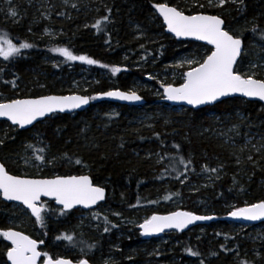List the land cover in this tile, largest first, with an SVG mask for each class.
<instances>
[{"label":"trees","instance_id":"trees-1","mask_svg":"<svg viewBox=\"0 0 264 264\" xmlns=\"http://www.w3.org/2000/svg\"><path fill=\"white\" fill-rule=\"evenodd\" d=\"M154 3H166L188 15L203 13L221 17L225 21L224 27L242 38L244 48L235 67L240 73L249 72L251 64L259 65L264 57V0H243L242 4L229 2L216 8L203 2L205 6L199 8L196 5L191 10L181 5L182 0H104L97 4V12L89 13L93 20L90 26L80 24L81 14H77L76 19L58 21L63 33L53 44L57 48H67L76 56L94 59L96 64L80 60L72 62L61 55V63L45 69L41 59L47 55L48 48L45 47L52 41L38 35L34 26L30 27L32 33L24 32V20L0 22L17 46L19 43L32 45L21 49L11 61L0 64V102L70 94L67 83L81 66L95 73L98 81L86 90L75 89L73 94L95 97L109 90L128 92L134 80H143L152 72L161 75L162 71L170 70L182 54L193 53L201 59L210 48L195 42H178L165 34L161 20L154 12ZM11 8L18 13L23 4L12 1ZM104 17L108 19L105 21ZM98 20L101 21L100 30L92 27ZM133 25L147 30L146 35L153 41H149L152 44L147 49L154 57L161 58L153 62V67L129 69L132 64L125 58L136 54L138 43ZM60 42L64 43L62 47ZM160 66L165 68L160 69ZM114 67L120 71L113 73ZM254 71L257 78H264L260 68ZM33 72L36 75H32ZM41 73L45 76H40ZM98 73H106L109 80L98 78ZM40 83H43L42 89L28 92L31 84ZM167 83L172 84V81ZM179 84L174 82L172 85ZM137 94L145 100L142 107L97 103L90 99L91 105L84 112L54 114L24 131L1 121L0 161L10 174L29 178L89 175L95 185L105 189L106 199L95 212L74 210L63 215L52 202H43V227L17 211V206L0 199V230L12 227L11 217L23 215L20 226L14 229L37 242L43 240L39 251L53 259L65 258L73 262L87 259L90 264L111 260L109 264H127L122 257L129 254L132 247L138 244L147 247L148 244L139 240L137 229L123 227L119 220L131 218L135 209L151 205L154 214L181 210L197 215L210 214L217 219L210 225L195 227L185 233L165 234L177 243L174 253L179 258L178 264H200L201 261L204 264H260L259 261L251 262L247 252L252 246L262 250V245L253 242L252 237L249 239L246 232L240 236L227 235L233 224L221 221V218L231 208L235 210L264 200V156L243 162L241 150L248 131L264 129V106L231 98L195 111L189 108H182L180 113L171 111V119L166 120L159 114H166L165 104L159 97H153L147 90H139ZM110 108L116 109L110 113ZM142 111L153 115L151 128L133 123L135 115ZM79 120L84 121L83 132L75 125ZM29 144L31 147H26ZM26 152L33 155L31 166L25 165V159H29L25 157ZM65 153L72 157L71 163L64 158ZM35 155H44L47 160L55 158V164H40L35 161ZM76 158L84 163L76 165ZM181 158L184 163L180 162ZM38 164L40 168H37ZM205 166L209 170H205ZM213 168L215 172L210 171ZM245 171L249 174L243 178ZM182 176L189 177L186 184L181 183L179 177ZM173 200L182 205L174 207ZM93 213L98 215L94 217ZM259 225L264 227V223ZM105 227L108 232L104 231ZM61 234L72 235L73 242L57 240ZM154 240L150 239L151 243ZM8 247L0 237V264H7ZM187 248L199 255H189ZM41 259L45 258L42 256Z\"/></svg>","mask_w":264,"mask_h":264},{"label":"snow or ice","instance_id":"snow-or-ice-1","mask_svg":"<svg viewBox=\"0 0 264 264\" xmlns=\"http://www.w3.org/2000/svg\"><path fill=\"white\" fill-rule=\"evenodd\" d=\"M67 2V0H65ZM209 6L222 7L226 3H243V0H208ZM153 8L163 17L167 30L176 37H192L199 41H205L211 48L200 60H188L189 70L182 74L183 82L179 86L172 84H162L164 89L163 98L168 101L185 102L188 105L198 106L217 102L222 97L232 94H240L247 98H256L264 101V78H257L254 71L257 68H264V64H251L249 72L240 73L234 67L237 65L238 57L243 52L242 38L229 30L224 25L225 21L217 15H185L183 10L169 6L166 3H154ZM203 7V5H199ZM75 7V5H73ZM8 15L15 18L18 13L10 7ZM105 21L108 17L103 18ZM93 28L101 29V21L98 20L92 25ZM255 31V29H253ZM29 43H19L17 46L8 35H0V57L5 61L10 57L20 53L21 49L31 48ZM58 52L69 61L80 60L87 64H96L97 61L87 56H76L67 48H56ZM120 71L113 68L112 72ZM151 78V77H150ZM106 97H115L120 100L139 101L141 96L136 92L125 93L121 91H108L100 94ZM97 97H87L80 95L69 96H41L36 99H12L8 102H0V117H6L12 125L24 129L32 125L39 118L48 114L64 112L80 108L89 103L90 99ZM0 143H3L0 141ZM30 148L31 145H26ZM174 147H179L174 145ZM259 151V149H257ZM69 163L72 157L63 154ZM35 161L40 164H55V158L47 160L44 155H35ZM252 159L251 156L248 157ZM25 165L31 166V158L25 159ZM184 163L183 158L180 160ZM76 165L83 164V160L76 158ZM40 168V165H36ZM205 170L207 166H205ZM215 172L216 169H210ZM0 196L7 201H18L30 210L35 217L37 224L45 226L44 205L40 204L41 197H50L62 206L61 214L73 210L77 205L85 209L96 205L98 201L105 199V189L95 185L89 175H54L51 178H29L27 175L10 174L5 164L0 163ZM97 213H93L95 217ZM231 217L243 218L249 221H257L264 218V200L246 205L243 208H236L229 213ZM211 216H199L192 212L176 211L167 216L153 215L139 225L143 234L149 235L163 232L166 228L182 230L189 224L198 220H211ZM107 223V218H105ZM115 227V225H113ZM108 232L107 227L104 228ZM0 237L10 242V246L5 253L10 264H37L40 257H44V264H73V261L65 258L49 257L47 253L38 251V242L28 235L15 231L11 228L0 230ZM57 240L73 242V236L61 234ZM44 241H39L43 244ZM91 247V246H89ZM186 251L191 256H198L199 253L187 248ZM75 264H90L87 259H80ZM200 264H204L203 261Z\"/></svg>","mask_w":264,"mask_h":264},{"label":"rangeland","instance_id":"rangeland-1","mask_svg":"<svg viewBox=\"0 0 264 264\" xmlns=\"http://www.w3.org/2000/svg\"><path fill=\"white\" fill-rule=\"evenodd\" d=\"M12 1H15V3L23 4V8H20L18 10V15L13 18L10 15H8L9 9L11 7ZM104 0H0V22H4L3 20H13V23H17L19 20H24L26 23V27L24 28V32L26 33H32V30H30L31 26H34V28H37L36 33L38 35L45 36L47 38L48 42H51V44L46 45L45 48H48L47 55L42 57L41 62L42 66L46 69V67L54 66L58 63L62 62V59L60 58V54L58 52L53 51V49H56L57 47H54L53 44L54 40L59 35H62V30L57 25V22L62 21H69L71 18L76 19L77 14H81V20L80 24L82 26H90L93 22L91 17H89V13L93 14L94 12H97L99 10L98 3H103ZM203 2L209 6L208 0H182V4L185 8H188V10H191L196 5H203ZM216 0H213V5H215ZM236 4H239L237 2ZM75 5V7H73ZM216 8L217 6H209ZM199 8H202L199 6ZM4 26V25H3ZM58 26V27H57ZM134 28V36L135 40H138V43H136L135 46V52L136 54L131 57H126L125 59H128L132 66L129 67V69H139L143 68L144 66L153 67L155 61H160L161 58L159 56L154 57L150 50L147 49L150 43L149 41H152V39L146 35L145 29L133 25ZM0 35H8L9 38L10 34L7 33L6 30L2 26H0ZM141 40V41H140ZM153 42V41H152ZM61 43V47L63 46V42ZM56 46V45H55ZM21 51V50H20ZM16 55L9 58L7 61H11ZM188 60H200L196 57L195 54H182L180 55L173 65L171 66L170 70L162 71L161 75H156L157 72H152L151 74L147 75L143 80H134L132 83V87L128 90V92H136L139 90H147L151 93V95L155 98L162 99L163 98V91L164 89L161 87L162 84H168L167 81L171 80L172 84L175 82H180V84L183 82L182 74L189 70V65L187 63ZM3 59V57H0V64L6 63ZM75 61V60H74ZM73 62V61H72ZM169 63L168 65H170ZM264 64V57H262L259 61V65ZM167 65V66H168ZM165 68V66H160V69ZM260 71L262 72L264 76V68H260ZM34 73V72H33ZM32 75H36V72ZM40 76H45L43 73L40 74ZM98 78L102 79H108V76L106 73H98ZM151 77V78H150ZM109 80V79H108ZM98 81L95 73H90L89 69L85 66H81L80 69L77 71L76 75L72 80L68 81L67 93L73 94L75 89L78 88H84L85 90L88 88H91L90 84L96 83ZM155 83V84H154ZM175 86V85H173ZM178 86V85H177ZM24 89H27L28 92L31 89H42L43 83H40L39 85L31 84V86ZM26 91V90H23ZM21 91V92H23ZM16 99V98H15ZM95 100V99H93ZM6 102V101H2ZM116 108H110L108 112L112 113L115 111ZM164 112L166 114H162V117L166 120L171 119V116L169 112L174 113H180L182 108L179 107H171L167 104L164 106ZM158 112V111H157ZM168 113V114H167ZM154 120L153 115H150L148 112H139L135 115L134 118V124L138 126H143L147 128L152 127V121ZM84 121H78L75 123L76 126L79 127V130L83 132L85 130ZM260 126V125H257ZM11 128L15 129V127ZM242 147V153L243 155V162L245 161H253L254 159L260 158V156H264V129H258L255 131H248V136L243 139V143L241 144ZM259 149V151H257ZM25 155L26 158H33V155L30 153H27ZM251 156L252 159L249 160L248 157ZM257 156V157H255ZM236 161V160H235ZM248 162V163H249ZM254 162H251V165H253ZM86 173V172H84ZM249 174L247 171L243 174V178L246 177V175ZM249 176V175H248ZM181 183L186 184L189 177L182 176ZM208 179V177H207ZM211 182V179L210 181ZM118 195V194H117ZM122 197V196H121ZM103 204V203H102ZM171 204L174 207H179L182 204L179 201L173 200ZM17 206L19 209H16L17 211H21L22 214L29 215V213L24 210L21 206ZM100 206V205H99ZM246 206V205H245ZM153 207L151 205H146L142 208H137L134 210V215L131 218L127 219H121L119 220V223L123 227H129V228H135L138 232L139 240H142L143 242L147 243L148 246H138L132 247L129 250V254L124 255L122 259L127 264H178L179 258L174 253V247L177 245L176 242L173 241V239L169 236L163 235L162 237H159L154 240V242L151 243V241H144L141 237L140 233V227L139 225L142 224L145 219L150 218L153 213ZM93 211V210H92ZM96 210H94L95 212ZM233 211L232 208L230 209V212ZM229 212V213H230ZM22 215V216H23ZM210 215V214H209ZM22 216H18L17 218L10 219L11 226L5 227L4 230H7L9 228L14 229L16 226H20V220L22 219ZM83 218H87V215H82ZM251 226L242 225V224H233L231 228L228 230L227 235H234V236H240L241 234L245 233V235H248L247 237L250 239L252 237L253 242H258L262 245L261 249L258 248V250H255V246H252L247 254L250 255V261H259L260 264H264V227L261 225H256L253 228H248ZM5 241V240H4ZM251 243V242H250ZM252 244V243H251ZM160 257H163V260H160ZM44 259H41L39 263H42ZM80 259H77L78 261ZM75 261V262H76ZM110 261H106L104 264H109ZM252 264V263H249Z\"/></svg>","mask_w":264,"mask_h":264},{"label":"water","instance_id":"water-1","mask_svg":"<svg viewBox=\"0 0 264 264\" xmlns=\"http://www.w3.org/2000/svg\"><path fill=\"white\" fill-rule=\"evenodd\" d=\"M155 14L157 15V17L160 18V20L162 22V25L164 27L165 34L171 36L176 41H178V42H184V41L195 42V43H199V44H202L204 46H207L208 48H211V45H208L205 41H199V40H196V39H194L192 37H176L173 33L169 32L167 30V25L164 23L163 17L160 16V14L156 10H155ZM200 14H202V13H200ZM185 15H187V14H185ZM205 15H208V14H205ZM242 47L244 48V44L243 43H242ZM240 57H238V61H239ZM234 67H236V65ZM109 91H120V90H109ZM106 92H108V91H106ZM121 92H125V91H121ZM103 93H105V92H103ZM125 93H129V92H125ZM100 94H102V93H98L95 96V97H97L95 99V101L97 103L107 102V103H111V104H116V105H120V106H129V107H142V106L145 105V100L142 97H141L142 99L139 100V101H127V100H120V99H117L115 97L102 96ZM69 95H80V94L46 95V96H69ZM80 96H85V95H80ZM36 98H39V97H36ZM36 98H22V99H36ZM231 98H241V99H244V100L250 101V102H258L262 106H264V101H259L256 98L243 97L240 94H232V95H230L228 97H222V98H220V100L217 101V102H213L211 104H205V105H198V106L188 105L185 102L168 101L165 98H162L161 99V102L164 103V104H167V105H169L171 107L189 108V109H192V110L195 111V110H199V109H203V108H207V107H212V106H214V105H216V104H218V103H220V102H222L224 100L231 99ZM90 105H91V100H89V103L88 104L82 105L80 108L71 109V110H65L64 112H56V113L48 114V116L39 118L37 121H34L32 125H28L24 129H20L18 126L12 125L11 124V121H8L6 117H0V122L1 121L6 122L10 126L17 128L19 131H24V130H28V129L32 128L37 123L44 122L47 118L51 117L54 114H59V115H72V114H77V113H81V112L86 111L90 107ZM0 163H2V162L0 161ZM0 199H1L2 202L7 203V204H14V205L21 206L24 210H26L29 213V215H30L31 218L35 219V217H33L31 215L30 210H28L20 202H18V201H7V200L3 199L2 196H0ZM105 199H106V191H105ZM105 199L103 201H98L96 205H93L89 209H85L82 206L77 205L71 211L80 210V211H83V212H89V211L95 210L99 205H101L102 203H104ZM43 202H52L56 207H58L60 209L62 208V206L58 205L55 202V200L53 198H50V197H41V200H40L39 203L42 204ZM177 211H181V210H177ZM174 212H176V211H174ZM182 212H185V211H182ZM169 214L170 213L164 214V215H159V214H153V215L167 216ZM195 215H197V214H195ZM199 216H211V217H213V219H211V220H198V221H194L193 223L189 224L186 228H184L182 230H177V229H174V228H166L163 232L149 234V235L143 234V230L140 228L141 237H142V239L144 241H149L152 238L155 239V238L162 237L164 234H167V233H179V234H181V233H185V232L190 231L192 228L200 227V226H207V225H210L211 223L217 221V219L214 216H212V215H199ZM221 221H224V222H227V223H230V224H242V225H247V226H256V225H259L261 223H264V218H262L261 220H257V221H249V220H245L243 218H234V217H231L229 214H227L225 217L221 218ZM13 230L18 231L16 229H13ZM5 242L10 246V242H8V241H5ZM40 246H41V244H39V242H38V251H39V247ZM40 258L37 260V264H44V261L42 263H39L40 262ZM6 260H7V258H6ZM7 263L10 264V262H8V261H7ZM73 264H75V262H73Z\"/></svg>","mask_w":264,"mask_h":264},{"label":"flooded vegetation","instance_id":"flooded-vegetation-1","mask_svg":"<svg viewBox=\"0 0 264 264\" xmlns=\"http://www.w3.org/2000/svg\"><path fill=\"white\" fill-rule=\"evenodd\" d=\"M154 12H155V10H154ZM200 14V13H199ZM203 14V13H202ZM188 15V14H187ZM157 16V15H156ZM159 18V17H158ZM160 19V18H159ZM199 44V43H198ZM202 45V44H201ZM207 47V46H206ZM16 99H22V98H16Z\"/></svg>","mask_w":264,"mask_h":264}]
</instances>
